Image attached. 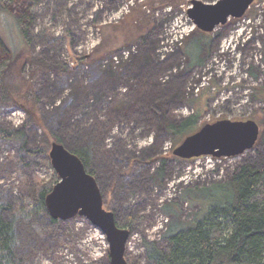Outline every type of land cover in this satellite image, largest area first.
Returning <instances> with one entry per match:
<instances>
[{
	"label": "rangeland",
	"instance_id": "374dc122",
	"mask_svg": "<svg viewBox=\"0 0 264 264\" xmlns=\"http://www.w3.org/2000/svg\"><path fill=\"white\" fill-rule=\"evenodd\" d=\"M192 1L34 0L27 40L9 13L0 15L10 50L5 80L16 99L7 105L0 90V127L23 129L29 148L54 132L68 150L87 149L103 207L130 230L128 264H153L144 241L160 243L171 219L165 204L191 220L200 206L183 192L264 163V0L211 32L188 16ZM197 44L202 62L190 64ZM27 99L39 117L29 123ZM191 114L193 133L220 119H252L258 139L219 161L176 157L186 136L176 140L166 125ZM48 152L0 139V199L16 214V264H110L105 236L85 217L51 221L47 211L29 210L40 184L59 180Z\"/></svg>",
	"mask_w": 264,
	"mask_h": 264
},
{
	"label": "trees",
	"instance_id": "16d2710c",
	"mask_svg": "<svg viewBox=\"0 0 264 264\" xmlns=\"http://www.w3.org/2000/svg\"><path fill=\"white\" fill-rule=\"evenodd\" d=\"M33 1L0 0V15L3 12L9 13L25 40L31 21L29 7ZM200 50V44L195 45L191 52L186 50L190 53V64L202 62L197 57ZM9 51L0 33V90L7 105L16 101L9 92V83L5 80V71L10 60ZM37 65L42 67L45 64L39 61ZM26 101L29 103L26 108L29 123V120L33 122L39 117L35 108H32L31 100ZM197 117V114H191L178 124L168 123L166 130L169 134L177 135L176 140L181 141L183 137L195 131ZM0 139L14 141L21 150L31 154H46L52 142H62L54 132H50L43 138L42 146L29 148L26 146L23 129L3 127H0ZM70 151L77 154L88 168L89 155L86 148ZM54 182L40 184L35 200L28 205L30 211H47L45 197ZM183 193L191 205L200 206L199 213H195L191 220L185 221L179 217L175 208H171V204H165L163 211L171 219L165 226L159 244L144 241L148 260L153 264H264V163H246L224 182H216L208 187ZM11 210V204L0 199V264H16L15 247L18 234L16 214L10 216ZM51 221L56 219L51 218ZM134 222L135 219L131 225ZM116 223L124 227L122 222ZM128 228L132 230L131 226Z\"/></svg>",
	"mask_w": 264,
	"mask_h": 264
},
{
	"label": "water",
	"instance_id": "95a60500",
	"mask_svg": "<svg viewBox=\"0 0 264 264\" xmlns=\"http://www.w3.org/2000/svg\"><path fill=\"white\" fill-rule=\"evenodd\" d=\"M252 2L217 0L205 3L193 0L187 13L198 29L211 32L217 25L226 23L229 17H241ZM258 136L259 126L252 119H220L187 135L173 148L172 154L182 159L207 155L234 157L251 149ZM48 156L59 177L45 197L48 214L53 219H69L76 215L85 217L105 236L109 263L128 264L125 253L130 230L118 226L113 211L103 207L97 181L82 159L57 141L51 143Z\"/></svg>",
	"mask_w": 264,
	"mask_h": 264
},
{
	"label": "built area",
	"instance_id": "2783aa9c",
	"mask_svg": "<svg viewBox=\"0 0 264 264\" xmlns=\"http://www.w3.org/2000/svg\"><path fill=\"white\" fill-rule=\"evenodd\" d=\"M127 4V3H126ZM177 34L179 35V37H182V34H184V33H182V32H180V31H178L177 32ZM177 34H175L174 36H176ZM201 157H205V158H207V159H211V158H214L215 160H221L222 158H232V157H213V156H211V155H207V156H201ZM201 157H199V158H201ZM198 161H199V159H198Z\"/></svg>",
	"mask_w": 264,
	"mask_h": 264
}]
</instances>
